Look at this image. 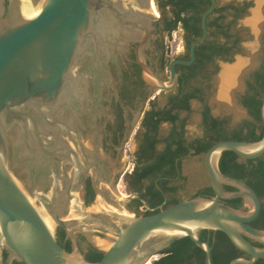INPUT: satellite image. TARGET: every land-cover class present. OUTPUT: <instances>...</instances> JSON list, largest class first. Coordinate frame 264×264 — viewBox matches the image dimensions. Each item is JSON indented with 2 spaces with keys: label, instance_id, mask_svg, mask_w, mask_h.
Wrapping results in <instances>:
<instances>
[{
  "label": "water",
  "instance_id": "obj_1",
  "mask_svg": "<svg viewBox=\"0 0 264 264\" xmlns=\"http://www.w3.org/2000/svg\"><path fill=\"white\" fill-rule=\"evenodd\" d=\"M213 6L211 0L189 60L170 62L171 78L162 82V90L176 83L174 64L192 63ZM126 17L140 16L114 0H0V253L5 251L10 263L21 264H144L187 237L204 252V264H211L210 247L198 235L211 230L223 233L249 256L228 264H255L264 257V229L249 223L258 215L261 200L244 181L222 174L218 162L224 151L242 160L264 154V86L261 138L219 141L203 155L213 197L196 196L137 216L128 208L136 196L120 199L99 179L94 182V200L86 204L85 179L90 170L97 174V162L74 141L69 111L79 116L90 96L88 82L96 81L99 37L141 28ZM235 198L242 199L238 209L224 203ZM57 226L73 237L87 236L102 250L101 259L85 260L75 245L70 252L63 249L55 239ZM96 234L104 240L92 237Z\"/></svg>",
  "mask_w": 264,
  "mask_h": 264
},
{
  "label": "flooded vegetation",
  "instance_id": "obj_2",
  "mask_svg": "<svg viewBox=\"0 0 264 264\" xmlns=\"http://www.w3.org/2000/svg\"><path fill=\"white\" fill-rule=\"evenodd\" d=\"M114 1L125 10L138 13L140 17L137 20L126 18L128 21L137 22L141 28L133 29L131 34L125 31L113 37H107V39L99 37L100 56L97 63L96 81L95 83L88 82L90 96L84 102L79 116L69 111L75 126L71 134L74 135L76 143L82 144L86 156L97 162V174L90 170L85 179L84 200L86 204L92 203L96 196L95 181L102 180V185L109 192L112 188L117 190L122 181L128 192L127 195L137 197L130 200L128 208L137 216H144L145 212H158L168 202V195L162 192V181L169 187H176L177 183L184 180L181 172L184 159L203 158L204 154H193V145L204 136L203 112L206 108L208 109L207 117L219 122L223 121L224 129L228 133L240 128L245 132V125L254 123L249 109L239 100V107L246 116H249L250 121L244 120L238 125L226 126L225 119L211 114L203 91L195 85L197 77L206 73L209 66L216 68V60L228 59L236 49L238 38L236 34L230 32V26L237 22L242 24L246 20L245 17L253 1L214 0V6L205 20L206 36L195 47L191 64H174L176 83L170 90L159 88L162 82L166 83L171 78L169 64L175 60H189L190 46L202 34L201 19L211 5V0H208L207 7L200 15L198 27L201 33L195 39L190 31L182 28L180 22L174 30L168 33L170 11L173 9L168 0ZM205 1L207 0H196L195 5L200 6V2ZM191 14L192 12H187V16ZM260 21L262 22L260 24L262 55L257 65L248 73L244 82L246 91L241 97L250 87L257 85V75L264 74V18ZM176 34L179 37L180 49L178 44L174 47V53L170 51L171 54L168 55V47L164 46V40ZM187 41L191 43L187 45ZM211 46L222 47L227 52L215 56L211 61L198 62L195 58L209 54L207 48ZM88 62L87 58L83 60L82 67L85 68ZM193 64L194 67L190 69L189 67ZM189 94L193 96L187 100L188 109L174 108V104ZM199 96L202 100L198 98ZM192 101L196 102L199 107L198 118L201 131L199 135L188 136L185 130L186 119L182 115L190 111ZM167 111L171 115H176V120L162 121V112ZM163 125L167 126L165 130H162ZM167 142L171 143V149H177V143H180L186 152L174 159V175L162 178V150ZM72 151L85 165L83 157L78 154V149L73 147ZM57 162L60 163V161ZM202 163L204 175L208 180L203 159ZM208 187L209 181L208 185L191 195L180 197L174 193L172 199L180 202L193 196L211 198L213 192H205ZM260 200L262 204L264 198ZM199 234L204 235L206 239L212 238L213 240L215 237V233H211L210 230L205 233L200 231ZM54 235L57 243L68 252L75 245L85 260L90 254L103 255L102 250L81 233H76L73 237L57 226ZM92 237L104 240L100 234ZM237 253L240 257H249L243 252L238 251ZM158 255L159 257L154 258L152 262L148 259V263L146 261L144 264H156L162 254ZM0 263L21 264L14 260L10 263L5 251L0 253Z\"/></svg>",
  "mask_w": 264,
  "mask_h": 264
},
{
  "label": "trees",
  "instance_id": "obj_3",
  "mask_svg": "<svg viewBox=\"0 0 264 264\" xmlns=\"http://www.w3.org/2000/svg\"><path fill=\"white\" fill-rule=\"evenodd\" d=\"M172 4L173 9L170 11L169 23L167 26L168 33L174 30L178 22L182 24V28L186 31H190L194 39L197 38L201 31L198 27L200 22V15L208 5V0L200 2V6H196V0H168ZM192 12L187 16V12ZM191 42L187 41V45ZM206 48V47H205ZM208 53L206 56L195 58L198 62L211 61L215 56L223 55L227 52L226 49L217 46H211L207 48ZM197 56V53H196ZM205 59V60H204ZM194 64L189 67L192 69ZM257 85L250 87L244 96L240 98L243 106L249 109L253 119V124H246V131L243 132L242 128L228 133L224 129V122L217 121L207 117L208 109L203 112L205 128L204 136L198 139L193 145V154H204L207 149L214 143L224 140H236L254 142L258 141L262 136V125L259 115V109L261 105L262 89L264 86V74L257 75ZM193 96L187 95L185 98L179 100L174 104L176 109H188V98ZM200 100L202 98L198 97ZM162 121L173 122L176 120V115H171L169 111L162 112ZM186 152L183 145L177 143V149H171V143L167 142L165 148L162 150V178L174 175L173 161L176 157L183 155ZM218 168L224 175L240 179L244 181L258 196V198H264V154L256 159L242 160L238 158L234 153L229 151L222 152ZM177 190V186L169 187L162 181V192L168 195V202L165 203L162 208L178 203L172 199V194ZM225 191H234L233 188L225 186ZM205 192L211 193V189L208 187ZM196 197V196H193ZM192 197V198H193ZM204 197V196H202ZM210 198V197H207ZM225 204L233 207L240 208L242 206V199L235 198L224 201ZM140 205V203H138ZM157 212V211H156ZM155 213V212H154ZM152 213L145 212L144 216ZM250 226L257 229H264V202L261 204L260 210L256 218L249 223ZM204 233L208 230H201ZM215 233V237L212 240L206 239L204 235L199 234L201 240L206 241L210 246L211 264H228V262L238 256L237 249L230 243L228 238L219 231H211ZM254 246L261 247L262 245L251 241ZM161 257L156 261V264H204V252L195 246L187 237L181 238L161 252ZM102 254H90L87 257L89 262H97L101 259ZM255 264H264V257L259 258Z\"/></svg>",
  "mask_w": 264,
  "mask_h": 264
},
{
  "label": "rangeland",
  "instance_id": "obj_4",
  "mask_svg": "<svg viewBox=\"0 0 264 264\" xmlns=\"http://www.w3.org/2000/svg\"><path fill=\"white\" fill-rule=\"evenodd\" d=\"M252 1L253 5L245 17L246 20L242 24L237 22L230 26V32L236 34L238 38L236 49L230 54L228 59L216 60V68L209 66L207 72L198 76L195 81V85L203 91L205 101L210 106L211 114L225 119L226 126L228 127L238 125L244 120L250 121L249 116H246L239 107V100L241 95L246 91L244 82L248 73L257 65L259 57L262 55L260 26L262 22L260 20L264 18V0ZM178 44V34L164 40V46L168 47V55L171 54L169 53L170 51L174 53V47ZM224 73L232 77V82L227 85L228 87L225 90L226 95H222L223 98L221 99L217 96L220 92V89H218V79ZM228 105L234 110L228 109ZM198 109L197 103L192 101L190 111L182 115L186 119L185 130L188 136L200 134ZM166 128L167 126H162V130ZM202 159V157H193L183 160L181 172L184 180L177 183L176 196L191 195L208 185V180L203 172ZM116 193L119 198L121 195L124 196L123 198L128 196V192L122 181L119 183ZM158 257L159 255H155L149 261L152 262L154 258Z\"/></svg>",
  "mask_w": 264,
  "mask_h": 264
},
{
  "label": "bare ground",
  "instance_id": "obj_5",
  "mask_svg": "<svg viewBox=\"0 0 264 264\" xmlns=\"http://www.w3.org/2000/svg\"><path fill=\"white\" fill-rule=\"evenodd\" d=\"M153 11V10H152ZM229 74H227V73H224V74H222V76L221 77H219V79H218V84H219V88L218 89H220L219 91V93H218V98H223V96L224 95H226V89H227V85L230 83V82H232V77H229L228 76ZM221 90H222V92H221ZM223 95V96H222ZM220 96H222V97H220ZM221 101V100H220ZM222 102H224V101H222ZM228 109H230V110H234L233 108L231 109L230 107H229V105H228ZM119 195V194H118ZM123 195H121L120 196V199H123ZM146 263H148V261L146 262Z\"/></svg>",
  "mask_w": 264,
  "mask_h": 264
}]
</instances>
